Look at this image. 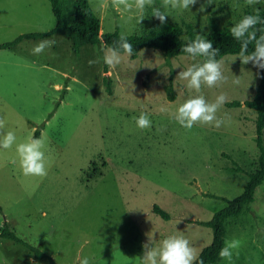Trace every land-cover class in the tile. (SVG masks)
Here are the masks:
<instances>
[{
  "label": "rangeland",
  "instance_id": "obj_1",
  "mask_svg": "<svg viewBox=\"0 0 264 264\" xmlns=\"http://www.w3.org/2000/svg\"><path fill=\"white\" fill-rule=\"evenodd\" d=\"M101 18L102 32L119 28L126 34L141 33L157 19L152 8L142 23L134 13L121 16L111 0H89ZM162 0H154L160 7ZM204 11H200L201 5ZM246 0H197L189 10L168 9L166 22L193 26L207 36L211 20L231 27L247 11ZM163 10V9H162ZM133 17V18H129ZM56 24L50 0H0V43L20 34L47 31ZM187 36V33L184 34ZM56 43L40 55L31 49L41 40ZM103 43H86L75 52L70 38L54 34L24 38L0 49V117L17 143L34 137L41 128L45 138L47 175L25 176L19 166L16 145L0 148V232L9 225L18 236L49 254L37 258L23 242L0 236V264H142L143 244L149 235L155 246L169 235L187 238L197 257L214 237L211 226L190 219L208 220L244 190L254 170L259 148L257 111L246 105L223 106L218 116L230 118L220 128L196 124L183 128L171 113L190 94L177 77L195 60L187 54L167 57L145 47L136 57L109 68L100 60ZM236 54L223 59L227 82L202 86L209 101L221 92L228 101L252 99L261 70L242 65ZM180 65V67H177ZM259 71L260 74H257ZM238 76L239 85L232 80ZM110 77L112 93L105 81ZM173 77L175 99L169 98ZM167 111H161V108ZM141 112L152 122L141 129L134 117ZM16 159L17 163H12ZM215 195V196H214ZM226 198V199H225ZM170 212L164 218L154 205ZM227 239L242 244L229 262L216 264H264V181L255 200L238 217L225 220Z\"/></svg>",
  "mask_w": 264,
  "mask_h": 264
},
{
  "label": "clouds",
  "instance_id": "obj_2",
  "mask_svg": "<svg viewBox=\"0 0 264 264\" xmlns=\"http://www.w3.org/2000/svg\"><path fill=\"white\" fill-rule=\"evenodd\" d=\"M196 3L197 0H162L161 6L155 7L154 0H111V6L122 17L134 13V18L140 24L147 16L145 9L148 7L152 8L151 16L164 24L170 15L168 9L189 10ZM208 3H212V0H208ZM246 3L254 7L255 5L264 4V0H246ZM98 7H104L102 0ZM200 11H204L203 4ZM254 11L255 14L244 15L239 21H235L229 29L230 35L239 44V52L233 57V61L239 58L242 65L252 63L258 70H264V19H261L258 8H255ZM257 25H262V27L257 28ZM203 28L204 25H201V32ZM201 32H197L194 39L182 46V52L187 53L194 60L198 57L203 59L192 63L190 66L182 67L178 72L177 77L184 82L183 86L190 94L171 113L172 118L187 130H191L196 124L220 128L230 119L227 114L218 116L225 103L228 102L225 93L221 92L216 95L212 101L206 99L202 93V86L208 88L219 87L227 82L228 77L223 72V61L217 59L220 49L214 48L212 41L207 39ZM55 43V40H41L33 46L31 52L33 55L38 56ZM249 45L253 46L251 51H249ZM99 51L102 56L95 60H89V65L99 63L102 59L103 63L109 68H115L124 62L125 56L131 57L134 49L127 38V34L122 32L114 46L101 45ZM121 51L125 56L121 55ZM177 67H180V65H177ZM257 74H260L259 71ZM232 83L239 85L241 80L236 76ZM161 111H167V108L162 107ZM134 119L141 129L152 126L151 120L144 112H141L139 117H134ZM16 141V134L7 130L6 120L0 117V148L9 149L15 144L19 166L23 175L46 176V157L43 151L45 138L43 134L40 138L30 136L24 142L17 143ZM12 163H17V160L14 159ZM241 244V240L236 238L225 239L218 252L219 257L230 262L234 251L238 255L237 250L241 247ZM141 261L142 264H204L202 259L197 262V254L190 245L189 240L175 234L163 239L158 247L154 245L153 238L149 235L147 242L143 244ZM78 264H91L90 257H78Z\"/></svg>",
  "mask_w": 264,
  "mask_h": 264
},
{
  "label": "trees",
  "instance_id": "obj_3",
  "mask_svg": "<svg viewBox=\"0 0 264 264\" xmlns=\"http://www.w3.org/2000/svg\"><path fill=\"white\" fill-rule=\"evenodd\" d=\"M50 1L53 12L56 16V24L54 27L47 31H33L20 34L11 41L0 43V49L10 47L24 38H46L57 33L70 38L73 48L77 53L80 52L81 46L86 43H103L107 46L115 45V42L118 40L121 33L119 28L112 31L102 32L101 18L98 16L89 0ZM248 14H255V12L247 11L246 15ZM259 14L261 19H264V8L259 9ZM260 27H262V25H257V28ZM229 29V27L220 26L214 19L211 20V32L206 38L212 41L214 48L220 49V53L217 56L218 60H222L227 54H237L239 52V44L230 35ZM185 33H187L186 37L184 36ZM196 34L197 31L193 26H189L186 30L179 23L166 22L161 24L157 19L143 29L141 33L127 34V38L133 45V57H136L140 50L145 47L161 50L167 57H171L187 54L182 52V46L194 39ZM252 48L253 46L249 45V51H251ZM105 81L108 85V91L112 93V87L110 84L111 78L106 77ZM173 81V77H171L170 85L167 87L170 99H175L177 97V94L174 91ZM226 104L230 107L246 105L257 111L255 119V140L260 154L257 166L254 170H246L241 166L238 168L239 170L246 172L248 175L244 190L241 194L232 199L225 198L228 202L227 205L216 211L212 218L208 220L190 219V221H196L211 226L214 231L212 242L206 245L197 257V262L202 259L204 264H216L221 259L218 252L223 246L224 240L227 239L225 220L230 217H238L248 209L251 203L255 200L259 186L264 181V70H261V79L257 85L255 96L252 99H236L228 101ZM40 133L41 128L36 130L34 137H39ZM154 211L164 218L171 217L170 212L159 204L154 205ZM0 236L12 238L25 243L35 253L37 258H48L53 260L49 254L18 236L13 230H11L7 223L4 229L0 232Z\"/></svg>",
  "mask_w": 264,
  "mask_h": 264
}]
</instances>
